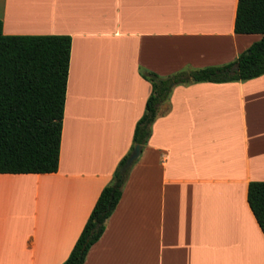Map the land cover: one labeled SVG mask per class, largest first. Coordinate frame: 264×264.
<instances>
[{
  "label": "crops",
  "instance_id": "crops-1",
  "mask_svg": "<svg viewBox=\"0 0 264 264\" xmlns=\"http://www.w3.org/2000/svg\"><path fill=\"white\" fill-rule=\"evenodd\" d=\"M238 0H0L3 33L68 35L60 166L0 174V264H63L133 145L152 86L235 62L261 34H237ZM264 75L177 86L131 167L85 264H264L248 202L264 182Z\"/></svg>",
  "mask_w": 264,
  "mask_h": 264
},
{
  "label": "trees",
  "instance_id": "trees-1",
  "mask_svg": "<svg viewBox=\"0 0 264 264\" xmlns=\"http://www.w3.org/2000/svg\"><path fill=\"white\" fill-rule=\"evenodd\" d=\"M235 32L263 37L228 65L186 68L165 77L140 69L152 92L136 124L133 145L102 190L63 264H85L90 249L105 233L130 172L123 176L122 170L135 147L148 144L161 106L169 103L177 86L246 82L264 75V0H238ZM71 47L68 35H5L0 20V174L58 172ZM236 66L238 72L234 71ZM248 202L264 233V182L250 183Z\"/></svg>",
  "mask_w": 264,
  "mask_h": 264
},
{
  "label": "water",
  "instance_id": "water-1",
  "mask_svg": "<svg viewBox=\"0 0 264 264\" xmlns=\"http://www.w3.org/2000/svg\"><path fill=\"white\" fill-rule=\"evenodd\" d=\"M239 68L236 66L234 68V71L238 72ZM142 153V146L137 145L131 154V156L128 158L126 165L124 166L122 170V175L124 176L126 172L133 166V164L139 159L140 155Z\"/></svg>",
  "mask_w": 264,
  "mask_h": 264
},
{
  "label": "bare ground",
  "instance_id": "bare-ground-1",
  "mask_svg": "<svg viewBox=\"0 0 264 264\" xmlns=\"http://www.w3.org/2000/svg\"><path fill=\"white\" fill-rule=\"evenodd\" d=\"M263 108H264V102H263ZM255 129L257 136L263 137L264 139V113L261 116L259 110L255 117Z\"/></svg>",
  "mask_w": 264,
  "mask_h": 264
},
{
  "label": "rangeland",
  "instance_id": "rangeland-1",
  "mask_svg": "<svg viewBox=\"0 0 264 264\" xmlns=\"http://www.w3.org/2000/svg\"><path fill=\"white\" fill-rule=\"evenodd\" d=\"M119 164H120V163H119ZM118 166H119V165H118ZM117 168H118V167H117ZM116 170H117V169H116ZM116 170H115V171H116ZM130 170H131V168H130ZM129 173H130V172H129Z\"/></svg>",
  "mask_w": 264,
  "mask_h": 264
}]
</instances>
